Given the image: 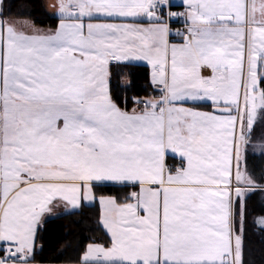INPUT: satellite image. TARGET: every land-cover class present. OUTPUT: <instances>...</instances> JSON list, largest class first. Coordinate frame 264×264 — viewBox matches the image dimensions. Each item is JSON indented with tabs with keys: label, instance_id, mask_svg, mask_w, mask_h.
<instances>
[{
	"label": "snow or ice",
	"instance_id": "snow-or-ice-1",
	"mask_svg": "<svg viewBox=\"0 0 264 264\" xmlns=\"http://www.w3.org/2000/svg\"><path fill=\"white\" fill-rule=\"evenodd\" d=\"M167 9L184 8L192 13L196 19L173 16L169 18V25L180 24L182 31L169 32V44H185V37L189 46L222 48L224 42L237 40L239 28L245 24H255L259 27L258 17L264 16V0H244L241 12L239 0H168ZM160 8L164 13L165 5L156 3L149 7L153 12ZM243 15L244 19H241ZM46 21L50 30L43 32ZM14 22H23L19 30ZM145 18L126 16L111 11L107 0H0V179L3 173H9L15 180L17 176L29 178L28 171H22L17 165L29 164L30 169L38 165L30 160H38L42 155L58 154L65 148H71L80 155L95 156L96 160L105 163L106 154L114 142H117L126 132L131 135V129L126 125L121 127L112 122L111 118H104L112 111L102 103L92 104L94 97L106 94L116 109L127 113L130 117L144 116L146 109L154 108L160 114L164 101L155 106L147 104L141 97L150 88L152 95L163 96L164 83L157 80L154 73L161 71L160 64L153 65L150 57H145L143 49L140 53L121 52L119 45L105 47L101 51L97 47H83L79 42L82 38L102 41L104 45H111L118 40L119 28H96L93 25H111L122 23H145ZM152 22V21H147ZM36 26H42L41 31H35ZM264 48V39L256 41ZM244 49V60L256 54L257 50L249 47L246 40L237 45L226 55L234 59L236 54ZM260 59H264V51L259 52ZM168 65L163 71L171 76L173 69L169 65L176 63L175 58L168 56ZM207 68L209 77L214 71L210 65ZM128 69L130 79L127 84L121 82V71ZM264 64L256 61L258 85L245 87L241 81L243 108L237 104L231 105L220 101V104L231 108L227 113L213 111L214 116L229 117V125L223 129V140L220 145H214L218 152L227 158L224 171L229 180L219 179L220 184H227L229 193L227 200L217 197L214 203L222 207L214 209L212 217L224 216L223 223L228 226L229 248L217 256H203L196 258L195 249L191 245L189 234L201 226V221L195 210L180 215L171 212L167 206L163 190L160 192L159 202L155 210L156 227L155 255L148 258H137L134 261L118 256L102 258L85 256L78 253L80 264H256L255 260L245 259V251L249 242L248 206L254 192L259 191L264 198V183L257 180L259 174L264 178V75H260ZM227 71V65H224ZM146 84H138V80ZM132 89L137 91L129 97ZM259 96H251L257 93ZM179 98L168 101L174 107H197L199 109H213L215 104L212 93L205 95L203 90L190 91L185 89L177 94ZM104 114V115H102ZM260 129V135H257ZM221 133L218 131L217 135ZM241 143L243 150L241 151ZM85 150V151H82ZM169 158L175 155L169 153ZM183 159V158H181ZM245 174L251 185L247 191L240 192L238 182L240 174ZM171 175V172L169 173ZM35 180L37 177L31 176ZM232 181H237L232 183ZM137 185L139 182H136ZM92 187L116 188L111 182L93 180ZM125 182L123 187H127ZM159 188V185H156ZM28 195V190L25 191ZM222 196L223 193L221 192ZM64 211L79 215L85 207L98 206L99 199L91 202L83 196V182H81V196L78 202L66 200ZM140 218L147 217V208L137 204ZM180 211H183L182 209ZM44 219L34 220L35 228L32 233V247L16 252L18 247L14 242L0 240V264H14L20 260L22 264H36L37 257L44 254L41 232L52 217L50 211L42 213ZM126 222L123 229L140 231V224ZM145 225L144 227H148ZM204 227H211L212 231H219L203 221ZM107 248L111 244H119L121 237H113L103 222ZM251 227L261 237L264 243V216L254 220ZM87 251V244L85 245ZM64 252L58 254L62 257Z\"/></svg>",
	"mask_w": 264,
	"mask_h": 264
},
{
	"label": "crops",
	"instance_id": "crops-1",
	"mask_svg": "<svg viewBox=\"0 0 264 264\" xmlns=\"http://www.w3.org/2000/svg\"><path fill=\"white\" fill-rule=\"evenodd\" d=\"M156 1L107 0V6L112 12L145 18L146 22L93 25V29L119 28L120 31L117 33L119 39L111 45H104L99 40L93 41L90 37L82 38L79 42L86 47V42L89 41L91 43L89 48L97 47L101 51L105 47H112L115 50L116 45H119L121 52L140 53L143 49V55L146 54V47L152 56L145 57H150L154 61L159 60V54L156 51L159 50V31L160 40L164 39V29L160 27L164 25L157 21L154 11H148ZM49 2L56 1L49 0ZM190 2L192 1L186 0V3ZM179 9H182L181 17L194 19L192 13L184 8ZM22 23L14 22L13 26L19 30ZM41 28L42 26H36L35 31L39 32ZM49 30L50 26L43 27L45 34ZM151 46H154L155 52ZM199 48L200 51L195 55L194 60L199 61L203 66L206 65L205 53L201 55L200 52L204 51V47ZM201 66L200 74L207 77L208 69L203 68L202 71ZM190 78L187 80L188 83ZM166 79L168 80V77ZM128 81L129 78L125 75L121 78L124 84ZM202 86L200 90L205 91ZM164 87L167 91L163 96L143 98L147 104L153 106L163 100L164 107L160 114L155 113L152 108L146 109L144 116H139L138 111L134 110L136 116L130 117L111 104L106 94V87L103 96L94 97L90 101L92 104L102 103L105 108L112 109L104 118H111L113 123L121 127L126 125L131 129V135L126 132L117 142H114L106 154L105 163H99L95 156H82L71 148H65L58 154L42 155L38 160H30L31 164L38 165L35 169H30L29 164L17 165L22 171L29 172V178L17 176L15 180H12L9 173H3V179H0V240L14 242L18 245L16 248L19 252L23 250L24 254L28 255L27 250L32 247L34 220L46 218L42 216V213L48 211L52 215L49 220L69 214L64 211L67 207L65 201L78 202L81 196V182H83V196L91 202L95 196L91 182L96 180L111 182L117 186H123L127 182L128 186L135 187L136 190L130 200L123 202L110 196H95L100 201L97 206L100 227L103 222L113 237L117 235L121 237V242L118 245L111 244L107 248L100 243L89 244L87 251L84 250L85 256L101 255L102 258L118 256L133 261L137 258L154 256L156 227L154 223L150 224V221L156 219L154 213L161 190L164 192L171 212L183 215L195 210L198 214L201 226L189 234L196 258L217 256L220 252L227 251L230 240L228 226L223 223L227 212L225 210L224 216L216 217H212L211 213L214 209L222 207L214 203L215 199L219 197L226 201L229 195L227 184L217 182L219 179L229 180L228 173L223 170L227 166V158L213 147L221 144L223 129L230 123L229 117L214 116L212 110H195L186 107L191 112L185 121H182L180 111L183 107H175L173 113L169 112V108L174 106L169 105L168 101L176 99L173 88L170 90L168 83H165ZM197 87L198 85H192L195 91ZM174 91L181 93L183 89L174 87ZM218 107L226 106L215 102L213 108ZM218 131L220 135H217ZM169 153L183 161V168L171 172V175L165 163ZM31 176L37 178L33 180ZM244 181V176H240L238 182L241 187L236 189L237 191L245 192L252 183L251 180L249 184H245ZM236 182L232 181V183ZM156 185H159V188ZM26 190L29 192L28 195L24 194ZM137 204L147 208V217H139ZM181 209L183 211H180ZM125 218L128 222L140 224L141 230L121 228V225L126 222ZM204 220L219 231L204 227ZM145 225L149 226L144 227ZM101 229L104 232V228L101 227ZM16 264H22V261Z\"/></svg>",
	"mask_w": 264,
	"mask_h": 264
},
{
	"label": "rangeland",
	"instance_id": "rangeland-1",
	"mask_svg": "<svg viewBox=\"0 0 264 264\" xmlns=\"http://www.w3.org/2000/svg\"><path fill=\"white\" fill-rule=\"evenodd\" d=\"M249 3H251V0H249ZM239 5L241 12H243L244 0H239ZM192 18H194L193 20L195 21L196 17L194 15ZM241 19H244L243 15H241ZM258 20L264 21V16L258 17ZM160 27L162 30L164 29V39L160 40L159 31V50L156 51L159 54V60L154 61L151 58V62L153 65L160 64L161 71L158 74L154 73V75L161 83H164L165 78L168 77V86L170 87V90L173 88V94L176 99L179 98V96L177 95L178 92L174 91V87L183 89V91L185 89L193 91L194 89L192 88V85H198L196 91H200L201 86L203 85L202 88L204 87L205 95H208V93L211 92L212 98H214L215 102L224 101L225 104L231 105L233 108L237 104H240L241 109L243 108V89L241 88V81L243 79L245 87L249 88V90L252 85H258L259 78L256 74V61L264 64V59H260L259 56V52L264 51V48H261L260 45L256 43V41L264 39V22H261L259 27L255 24H245L240 26L239 38L237 40L224 42L222 48H212L208 45L203 46L204 51H201L200 54L202 55L205 53L206 65H210L214 69L211 78L209 75L204 77L200 74V62L194 60V57L200 51V48L189 46L190 42H185V44H180L178 42L169 44V40L166 37V28L162 25H160ZM246 40L249 42V47L251 49L257 50L256 54L252 55L246 63L244 60V49L241 48L240 52L236 54L234 59L228 58L226 54L231 52V50L237 45L243 44ZM90 45L91 43L87 41L86 47ZM151 47L155 52L154 46ZM145 50L146 54L144 56H152L148 53L146 47ZM169 55L173 56L176 61V63L169 65L173 69V74L171 76L166 75L163 71L164 67L168 65L167 58ZM224 65H227V71H224ZM260 75H263V69L261 70ZM189 78L190 82L188 83L187 80ZM195 81L197 83H195ZM249 94L251 96H259L260 92L258 90L257 93L249 92ZM173 111H175V107L169 108V112L173 113ZM190 112L191 110L189 108H181L180 118H182V121H185ZM257 135L259 136L258 129ZM242 150L243 145H241V151ZM240 176H244L245 184L250 183V180L245 174L241 173ZM258 176L259 180L264 183V178L260 177V175Z\"/></svg>",
	"mask_w": 264,
	"mask_h": 264
},
{
	"label": "trees",
	"instance_id": "trees-1",
	"mask_svg": "<svg viewBox=\"0 0 264 264\" xmlns=\"http://www.w3.org/2000/svg\"><path fill=\"white\" fill-rule=\"evenodd\" d=\"M51 23L52 21H46V25L42 26H50L49 24ZM124 75L129 79L131 78L128 69H123L121 71L120 78ZM137 83L142 85L146 84L142 79L138 80ZM136 91V89H132L131 92H129V97ZM156 96L157 95H152V90L150 88L146 93H141L142 98H155ZM191 108L195 110L199 109L195 106ZM200 110L211 111L212 109L203 108ZM258 132L260 135V129H258ZM165 163L167 166H170V172L183 168V161L176 158L171 159L169 156H166ZM258 175L256 176L257 180H259ZM135 190L136 188L131 186H117L112 189L103 187L93 188L96 197L110 196L119 202L130 200ZM261 216H264V198H262V194L257 191L252 194V198L249 201L248 222L250 230L249 242L245 251V259L249 261L254 259L256 264H264V243H261V237L256 233L255 229L251 227V224ZM41 236L43 237L42 243L45 252L43 255L37 257L36 264H77L80 262L78 253L84 252L86 244L88 246L92 243H100L103 245L107 243L105 234L99 225V209L94 205L85 207L79 215L69 213L48 220V223L41 232ZM60 252H64V255L58 258Z\"/></svg>",
	"mask_w": 264,
	"mask_h": 264
},
{
	"label": "built area",
	"instance_id": "built-area-1",
	"mask_svg": "<svg viewBox=\"0 0 264 264\" xmlns=\"http://www.w3.org/2000/svg\"><path fill=\"white\" fill-rule=\"evenodd\" d=\"M156 3H160V4L165 5V10H164L163 14L161 13V9L160 8H155L154 12H155V14L157 16V20L160 23H162V24H164L166 26L167 36H168V39H169V32H171L173 30L182 31V27H181L180 24H176L174 26H170L169 25V18L173 17V16H180V11L177 10V9L168 10L167 7H166L167 4H168V0H159ZM185 40L188 41L187 37H185ZM15 251L18 252L16 248H15ZM17 262H20V260H17L14 263H17ZM10 263H12V262H10Z\"/></svg>",
	"mask_w": 264,
	"mask_h": 264
},
{
	"label": "water",
	"instance_id": "water-1",
	"mask_svg": "<svg viewBox=\"0 0 264 264\" xmlns=\"http://www.w3.org/2000/svg\"><path fill=\"white\" fill-rule=\"evenodd\" d=\"M216 111V112H221V113H227L229 111H231V109L229 108H224V107H218V108H213L212 112Z\"/></svg>",
	"mask_w": 264,
	"mask_h": 264
}]
</instances>
